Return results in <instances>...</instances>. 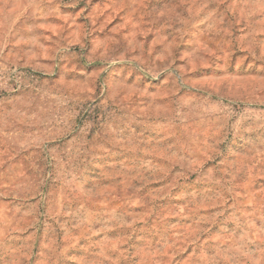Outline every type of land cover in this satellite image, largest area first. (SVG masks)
<instances>
[{
	"label": "clouds",
	"instance_id": "1",
	"mask_svg": "<svg viewBox=\"0 0 264 264\" xmlns=\"http://www.w3.org/2000/svg\"><path fill=\"white\" fill-rule=\"evenodd\" d=\"M0 264H264V0H0Z\"/></svg>",
	"mask_w": 264,
	"mask_h": 264
}]
</instances>
